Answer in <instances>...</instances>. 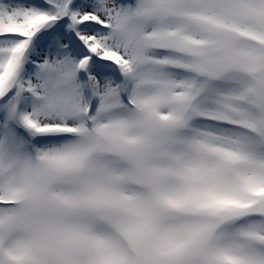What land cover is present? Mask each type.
Instances as JSON below:
<instances>
[{"label":"snow or ice","instance_id":"6c2138e0","mask_svg":"<svg viewBox=\"0 0 264 264\" xmlns=\"http://www.w3.org/2000/svg\"><path fill=\"white\" fill-rule=\"evenodd\" d=\"M0 264H264V0H0Z\"/></svg>","mask_w":264,"mask_h":264}]
</instances>
